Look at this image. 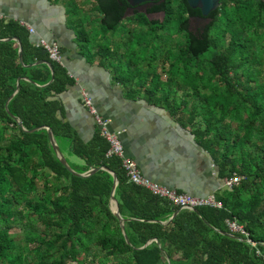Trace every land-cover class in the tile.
Here are the masks:
<instances>
[{"label":"trees","instance_id":"trees-1","mask_svg":"<svg viewBox=\"0 0 264 264\" xmlns=\"http://www.w3.org/2000/svg\"><path fill=\"white\" fill-rule=\"evenodd\" d=\"M90 5L101 16L90 20L88 28L74 23L78 52L89 61L97 58L125 91H140L183 128L190 126L218 177L234 172L242 178L215 194L221 208L179 210L161 224L176 207L128 182L118 158L104 157L107 143L98 131L82 142L59 118L61 104L50 96L73 80L41 46L28 42L24 27L0 19V38L16 37L21 59L13 40H0V264L8 259L20 264H264V246H256V254L239 235L228 234L223 223L233 218L252 241L264 244V81L255 82L253 75L254 46L264 40V0H219L208 13L211 20L196 31L188 24L199 11L185 0H163L145 12H133L127 17L137 19L144 35L155 38L173 21L180 39L166 49L155 47L156 56L149 54L142 65L134 51H119L113 35L107 41L112 44L103 41L124 19L125 0H90ZM68 11V19L78 15L76 6ZM153 12H161L162 19L145 16ZM91 41L92 52L87 48ZM38 60L49 67L32 64ZM15 119L25 130L39 128L23 131ZM43 126L50 128L61 153L82 160L76 165L63 155L72 170L104 166L115 174L113 196L128 243L109 209L111 175L103 169L84 177L69 173ZM36 180L42 189L33 197ZM14 226L23 231L22 244L10 233ZM150 239L155 241L144 244Z\"/></svg>","mask_w":264,"mask_h":264},{"label":"crops","instance_id":"crops-1","mask_svg":"<svg viewBox=\"0 0 264 264\" xmlns=\"http://www.w3.org/2000/svg\"><path fill=\"white\" fill-rule=\"evenodd\" d=\"M85 1L91 6L90 0ZM79 2V5H74L78 4L74 0H0V19L13 20L24 27L30 44L36 46L42 39L57 45L59 64L73 80L63 91L50 96L61 104L59 118L68 124L82 142L90 141L97 129L92 115L81 102V94L85 93L95 110L109 119V129L119 132L124 153L134 160L142 175L188 195H215L223 189V177H218L208 153L196 143L191 127L183 128L162 106L146 101L140 91H125L110 72L97 63V58L89 61L78 52L74 23L80 21L83 27L88 28L90 20L101 16L95 9L98 15L94 17L81 12L82 0ZM71 6L78 8V15L68 19ZM28 27L32 28V32L28 31ZM9 39L14 41L13 47H18V55L20 43L16 37L0 38ZM87 48L92 52L95 49L94 42H89ZM38 61L32 64L43 62L49 67V62ZM18 80L19 77L14 80L13 92ZM61 154L73 164L83 163L74 155L66 152ZM172 215L160 223L165 224ZM177 256L174 255V258ZM164 260L168 261L166 257Z\"/></svg>","mask_w":264,"mask_h":264},{"label":"built area","instance_id":"built-area-1","mask_svg":"<svg viewBox=\"0 0 264 264\" xmlns=\"http://www.w3.org/2000/svg\"><path fill=\"white\" fill-rule=\"evenodd\" d=\"M27 29L29 32H32V28L28 27ZM37 45L41 46L46 51L50 60L59 63V50L54 42L46 43L42 39H39ZM81 102L87 112L92 115L98 134L107 143L104 157L108 158L115 156L118 158L119 165L122 168L128 182L146 189L151 195L166 200L171 206L178 209L191 211L197 207L221 208L222 204L218 199H216L214 194H206L203 196L188 195L183 192H178L173 188L156 183L142 175L134 160L124 153L119 140V132L109 129V119L101 116L95 110L91 103V99L85 93L81 94ZM241 178V175L233 172L229 176L222 178V187L227 189L231 188L236 185ZM223 223L228 234L239 235L241 239L249 244V246L255 248L256 254L259 253L256 246H264L262 243L252 241L243 226L237 223L233 218H225Z\"/></svg>","mask_w":264,"mask_h":264},{"label":"rangeland","instance_id":"rangeland-1","mask_svg":"<svg viewBox=\"0 0 264 264\" xmlns=\"http://www.w3.org/2000/svg\"><path fill=\"white\" fill-rule=\"evenodd\" d=\"M74 1L78 3L74 5H79L80 3L79 0H74ZM86 2L87 1L82 0L83 7H81V12L87 13V15L90 17L97 16L98 14ZM145 16L148 19H162L163 15L160 12V13L146 14ZM128 17L122 19L114 31L108 32L107 35L104 37L103 41H105V43H108L107 41L110 39V35H113L114 45L116 44V46H119V51H122L123 48H125V50H128L130 52L134 51L133 57L136 58V60L139 62V65H142L143 62L147 63V61L149 60L147 56L149 54L151 56V54L153 53L156 56L157 49H155V47L166 49V47L169 48V46L174 45L173 43L176 40L180 41L178 35L175 34L177 31L175 29L173 21H171L170 23L168 22L165 25V28L162 31L158 32L159 36H156L154 38L150 34L144 35L145 32L143 30V26L140 24H136L137 19L135 18L131 19ZM191 24H192V21H189L188 28H192ZM129 39L131 40L130 43L128 42ZM142 40L144 43H141ZM137 42H140V43H137ZM148 42H150V44L152 45L151 46L147 45L148 48L147 50H145L144 49L145 43H148ZM108 44H112V43H108ZM136 45H138V48L136 47ZM254 52H255V57H254L255 65L253 67L255 69V72L253 74L254 79H255V82L262 83L264 81V40H259L255 44ZM152 64H154V62ZM157 72L161 79L165 78L164 76L165 74L162 70H160V67L157 68ZM184 89L185 88H183V90ZM179 93H180V90H177V94ZM41 189H42L41 181L36 180V189L32 192L31 195L33 197L40 195ZM10 233L12 237H14L16 244L23 243L22 241L23 231L21 230L20 227L18 226L11 227ZM98 254H100L99 251L97 255ZM89 258L90 256L88 255L86 257V261H88ZM5 264H20V260L19 259H8ZM69 264H72V263H69Z\"/></svg>","mask_w":264,"mask_h":264},{"label":"water","instance_id":"water-1","mask_svg":"<svg viewBox=\"0 0 264 264\" xmlns=\"http://www.w3.org/2000/svg\"><path fill=\"white\" fill-rule=\"evenodd\" d=\"M162 1L163 0H125L127 5H126L125 10H124V12H123L121 17L125 18V17L133 14L134 11L140 12L141 9L137 8V5H140V4H152L153 5V4H158L159 2H162ZM185 2H186L187 6L189 8H191V9H195L196 8L199 11V15L198 16H193V17L189 18V21H194V23H197L199 21H202L203 23L209 22L211 20V18L208 17V13L213 11L214 9H216L218 7V4H219V0H185ZM17 57H18V61H20L19 52H18ZM36 62H40V61H36ZM51 79H52V77H50V79L48 80L47 83H49L51 81ZM47 83H45L44 85H46ZM11 96H12V94L9 95L7 100ZM7 100L5 101V104H4V108H5L6 111H7V109H6ZM15 122H16V125L23 131L31 132V131L36 130V129L39 128V127H33V128H31L29 130H25L24 128H22L21 122L18 119H15ZM43 128L46 129L48 142H49V144H50V146H51L56 158L58 159V161L61 163V165L69 173H71L74 176L84 177V176H87V175L91 174L92 172H94V171H96L98 169H103V170L107 171L111 175L112 185H111L110 192H109V203H110L109 209H110L111 213L114 215V217L118 221V225H119V228H120V231H121V234L123 236L124 241L126 243H128L127 239H126V236H125V233H124V230H123V221H124V219L121 218V216L118 213L117 203H116V200H115V198L113 196V190H114V186H115V183H116L115 174L111 170L107 169L104 166L90 167V168H88L87 170H85L83 172H76V171L72 170L69 167V165L67 164V162L64 159V157L62 156L61 152L59 151L58 146L56 145V143H55V141L53 139V136H52L50 128L47 127V126H43ZM178 211H179V209L176 208L174 210V212H173V215L176 212H178ZM192 211L194 213H197L196 209H193ZM152 240H154V239H152ZM147 243H148V241H146L144 244H147Z\"/></svg>","mask_w":264,"mask_h":264},{"label":"flooded vegetation","instance_id":"flooded-vegetation-1","mask_svg":"<svg viewBox=\"0 0 264 264\" xmlns=\"http://www.w3.org/2000/svg\"><path fill=\"white\" fill-rule=\"evenodd\" d=\"M152 6H153L152 4H140V5H137V8H140L141 9L140 12H145L147 9L151 8ZM153 13H160V12H153ZM148 14H151V13H148ZM193 16H198V15H191V17H193ZM191 25H192V28L191 29L193 31H196L200 26H203L204 23L202 21H199L197 23H194V21H192V24Z\"/></svg>","mask_w":264,"mask_h":264}]
</instances>
